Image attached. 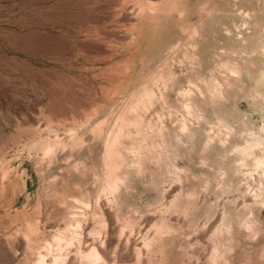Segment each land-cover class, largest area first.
Listing matches in <instances>:
<instances>
[{"label": "rangeland", "instance_id": "obj_1", "mask_svg": "<svg viewBox=\"0 0 264 264\" xmlns=\"http://www.w3.org/2000/svg\"><path fill=\"white\" fill-rule=\"evenodd\" d=\"M153 3L0 0V264H264V3Z\"/></svg>", "mask_w": 264, "mask_h": 264}, {"label": "bare ground", "instance_id": "obj_2", "mask_svg": "<svg viewBox=\"0 0 264 264\" xmlns=\"http://www.w3.org/2000/svg\"><path fill=\"white\" fill-rule=\"evenodd\" d=\"M148 4H149V8L150 9H155V4L153 3V1L154 0H145ZM158 1V0H157ZM259 1H263V3H264V0H259ZM136 11V10H135ZM249 22H244V26H246V25H249L248 24ZM257 36H259V40H261V39H263L261 42H260V45H262L263 46V48H264V26L261 28V31L259 32V33H257ZM226 70H227V72L232 76V77H235V76H239L240 74H241V72H240V69L237 67V66H227V68H226ZM205 86H207V89H208V92L210 93V95H211V97L212 98H216V97H218V96H220L222 93H223V87H222V85H220V84H215V83H207V84H205ZM196 89L201 93L202 92V90H201V88L200 87H198V86H196ZM196 90V91H197ZM197 91V92H198ZM189 109V108H188ZM191 109V108H190ZM221 127V126H220ZM115 128V127H114ZM116 129V128H115ZM114 129V130H115ZM112 132H114V131H112ZM114 134V133H113ZM111 135H112V133H111ZM110 135V136H111ZM115 138V137H114ZM111 142V141H110ZM250 150H251V147H249V148H247V149H245L244 150V153L245 154H250L249 152H250ZM243 152V151H242ZM113 160H114V153H113V151H112V149L111 148H108V152H107V165H108V170L107 169H105L106 170V173L104 172V174H106L105 176H107V179L108 180H110V181H115V179H114V176H113V173L115 172H113V170H112V167H111V164L113 163ZM256 160V159H255ZM258 162V167L261 169V170H264V158L263 159H260V160H258L257 161ZM115 163V162H114ZM112 165H114V164H112ZM104 174H103V176H104ZM116 174V173H115ZM105 178L106 177H104V181L103 182H105ZM110 181H108L109 182V184H110ZM108 182L107 183H105L106 184V186H108L107 184H108ZM104 184V185H105ZM113 185H114V182H113ZM109 187V186H108ZM111 188V187H110ZM73 230V229H72ZM73 233H75V231L73 232ZM76 237V236H75ZM75 239V238H74ZM72 241V240H71ZM59 242V241H58ZM61 243H62V241H61ZM59 245V244H58ZM57 245V246H58ZM56 246V245H55ZM60 246V245H59ZM48 247V246H47ZM58 248V247H57ZM93 250H90V252L88 251V253L86 254V259L85 260H87V258H88V262L90 263V264H102L101 263V257H100V255L98 254V252L97 251H95V249L94 248H92ZM83 254V253H82ZM84 257H85V255H84ZM55 259V258H54ZM59 260V259H58ZM54 261H56V260H54ZM58 262V261H57ZM103 262V261H102ZM106 262V261H105ZM104 262V263H105ZM60 262H58L57 264H59ZM85 263H87L86 261H85ZM61 264V263H60Z\"/></svg>", "mask_w": 264, "mask_h": 264}]
</instances>
